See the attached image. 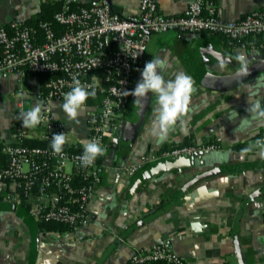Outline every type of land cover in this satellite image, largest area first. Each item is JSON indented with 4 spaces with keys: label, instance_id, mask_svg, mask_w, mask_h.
I'll use <instances>...</instances> for the list:
<instances>
[{
    "label": "crops",
    "instance_id": "0c3cea01",
    "mask_svg": "<svg viewBox=\"0 0 264 264\" xmlns=\"http://www.w3.org/2000/svg\"><path fill=\"white\" fill-rule=\"evenodd\" d=\"M59 1L0 0V25L14 18L26 21L43 5ZM106 1L121 15L134 14L138 8V0ZM202 1L205 6L213 5L225 20H236L252 11L264 13V0ZM188 3L157 0L164 15L180 14ZM258 41L261 44L256 46ZM263 41L264 34L237 44L215 33H153L133 77L132 90L153 56L167 61L163 72L166 80L175 79L180 72L190 75L197 91L183 128L178 123L161 142L152 133L155 95L149 94L142 111L130 95L119 113L117 130L103 141L107 151L96 163L99 181L93 183L85 206L87 221L63 232L40 230L29 204L16 206L0 200V264H128L133 252H147L154 246H167L191 264H264V152L253 148L245 153V147L238 148L243 143L253 145L254 137L264 131V122L252 120L246 111L250 104L264 101V86L256 84L258 77L264 80V71L228 91L199 84L205 72L225 75L237 70V54L243 53L249 63L258 59ZM44 92V84L33 72L24 78L15 74L0 77L2 145L13 142L12 124L20 108L25 112L36 103L43 105ZM98 99L89 97L79 124L62 111L64 101L53 106L69 128L68 146L83 147L88 137L87 119ZM245 118L249 122L240 125ZM31 131L28 142L41 141L42 129L36 126ZM187 136L191 146L215 140L219 147L176 159L160 157L164 150L179 147L174 145ZM214 151L230 155L210 161ZM144 155L158 159L141 164ZM128 168L133 171L129 173ZM75 178L80 180L75 184L82 181Z\"/></svg>",
    "mask_w": 264,
    "mask_h": 264
},
{
    "label": "built area",
    "instance_id": "2783aa9c",
    "mask_svg": "<svg viewBox=\"0 0 264 264\" xmlns=\"http://www.w3.org/2000/svg\"><path fill=\"white\" fill-rule=\"evenodd\" d=\"M54 22H39L38 28L24 21L11 19L0 25V77L15 74L24 78L27 72L48 75L41 96L45 111L38 125L40 140L51 142L54 134L69 128L53 111L71 90L73 77L96 89L98 105L88 116L86 140L106 137L118 128V116L128 103L133 77L140 68L150 36L168 30L220 34L231 41L264 34V13L252 11L236 20L221 18L212 5L202 0H189L180 14L160 13L157 0H138L136 13L121 15L106 0H61L53 15ZM24 112L21 108L19 114ZM19 114L13 120V142L5 143L1 152L6 163L0 165V200L14 205H30V215L36 220L54 221L80 226L87 221L85 210L93 183L99 181V168L94 162L82 166L81 152L64 148L54 154L51 147L29 145L31 128H23ZM264 139V137L262 138ZM68 145V143H67ZM214 143L171 147L160 157L176 159L197 150L215 149ZM158 157L144 155L141 164L155 162ZM72 167L71 169L69 167ZM140 167L134 169L137 170ZM129 173L133 169H126ZM78 176L83 183L75 184ZM75 197L67 199L66 193ZM77 200L82 212H74L67 203ZM163 260L167 264H191L167 246H154L150 251H135L128 264Z\"/></svg>",
    "mask_w": 264,
    "mask_h": 264
},
{
    "label": "clouds",
    "instance_id": "9594fccd",
    "mask_svg": "<svg viewBox=\"0 0 264 264\" xmlns=\"http://www.w3.org/2000/svg\"><path fill=\"white\" fill-rule=\"evenodd\" d=\"M235 61L238 62L236 77L242 78L248 76L250 66L248 57L240 53L235 56ZM166 68L167 61L165 59L153 56L149 62H146L141 72V80L137 82L134 90L124 92L125 96L131 95L135 97L134 106L138 107L140 111L145 107L148 94L155 95V121L152 133L161 142L167 139L170 131L178 123L183 128L184 118L190 111L192 96L197 91L194 79L187 73L180 72L176 74L175 79L166 80L163 75ZM256 84L264 86V80L258 77ZM96 94L94 87L82 84L74 76L73 86L70 91L64 94V102L60 107L70 121L79 124L78 117L85 111L86 101L89 97L95 98ZM45 110L41 103H36L30 110L21 112L19 119L22 121L23 128H35L38 126L44 120L42 112ZM246 111L250 114L252 120L264 122V105L260 101L250 104ZM235 115L236 117L238 116L236 111ZM248 122L249 118H245L240 122V125L247 124ZM68 142L66 133L62 132L52 136L50 146L54 154H61ZM253 148H259L264 152V139L256 140L253 145H249L243 151L247 153L252 151ZM106 151V148L102 146L99 139L83 141V153L79 158L82 166L89 167L93 165L98 157L106 154ZM229 155L230 153L227 151H214L210 154V161L227 159Z\"/></svg>",
    "mask_w": 264,
    "mask_h": 264
},
{
    "label": "trees",
    "instance_id": "16d2710c",
    "mask_svg": "<svg viewBox=\"0 0 264 264\" xmlns=\"http://www.w3.org/2000/svg\"><path fill=\"white\" fill-rule=\"evenodd\" d=\"M60 7V1L59 2H56V3H53V4H45L41 7L40 11L38 13H36L35 15H33L32 17H30L28 20L24 21V23H26L27 25L29 26H32L34 28H38V24L39 22H43V21H46L48 23H50L51 25H53L55 28L57 29H61V27L59 25H57L54 20H53V15L54 13L59 9ZM251 36V35H250ZM250 36L246 37V38H249ZM242 39L241 41L239 42H235V41H231L230 39H228L229 41L233 42V43H237V44H242L245 39ZM256 46H259L261 43L258 41V42H255L254 43ZM262 44L264 45V41L262 42ZM32 72H27V74H30ZM37 78L42 81V84H44L46 82V80L48 79V75L46 74H40V73H34ZM264 137V131L257 134L255 137H254V140H261L262 138ZM105 140V139H104ZM27 144L29 145H39V146H47V147H51V142L47 143V142H44V141H27L26 142ZM209 143H214L215 145H217V147H219V143L218 141H210ZM192 142L190 140V138L187 136L185 137L184 141L179 144V145H174V146H183V145H191ZM2 143L0 142V163L1 164H5L6 163V156L1 153V148H2ZM248 143H243L241 145H238V148H246L248 147ZM71 151H75V152H81L83 153V147L81 146H68L67 144L64 146V148H67ZM103 159V156H100L96 159V163H100V161H102ZM77 177V176H76ZM77 178H75V182H78L80 180H77ZM80 183H83V181L79 182ZM66 198L67 199H73L75 197V194L73 192H67L66 193ZM67 205L74 211V212H82L80 211V209H82L81 205L79 204V202L77 200H73V201H69L67 203ZM27 208V207H26ZM37 227L40 229V230H45V231H49V230H54V231H58V232H63L65 230H71L73 229V225H70V224H66V223H62V222H58V221H54V220H49V219H40V221H37ZM139 264H167L165 261L163 260H157V261H145V262H142V263H139Z\"/></svg>",
    "mask_w": 264,
    "mask_h": 264
},
{
    "label": "water",
    "instance_id": "95a60500",
    "mask_svg": "<svg viewBox=\"0 0 264 264\" xmlns=\"http://www.w3.org/2000/svg\"><path fill=\"white\" fill-rule=\"evenodd\" d=\"M260 57L251 63H249V75L242 78H237L235 70L232 73L225 74V75H215L211 73H203L202 77L199 80V84L204 88L214 90V91H228L233 88H236L243 83L249 81L257 74L264 71V48L260 51ZM150 94V93H149ZM148 94V97H149ZM147 102V100H146ZM262 105H264V101H262ZM137 127V124L134 125L133 128ZM200 153H203L202 151ZM13 204V203H12Z\"/></svg>",
    "mask_w": 264,
    "mask_h": 264
}]
</instances>
